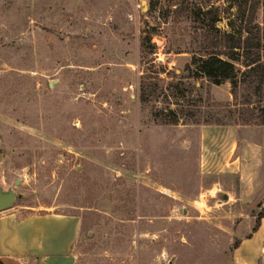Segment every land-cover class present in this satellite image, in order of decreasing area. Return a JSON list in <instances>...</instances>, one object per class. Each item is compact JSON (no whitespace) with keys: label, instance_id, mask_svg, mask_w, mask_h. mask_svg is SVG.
Here are the masks:
<instances>
[{"label":"rangeland","instance_id":"obj_1","mask_svg":"<svg viewBox=\"0 0 264 264\" xmlns=\"http://www.w3.org/2000/svg\"><path fill=\"white\" fill-rule=\"evenodd\" d=\"M197 2L228 27L229 0H0L2 209L79 215L76 264H231L264 207V124L202 122L235 100L190 76Z\"/></svg>","mask_w":264,"mask_h":264},{"label":"trees","instance_id":"obj_2","mask_svg":"<svg viewBox=\"0 0 264 264\" xmlns=\"http://www.w3.org/2000/svg\"><path fill=\"white\" fill-rule=\"evenodd\" d=\"M208 1V0H206ZM209 5V6H208ZM231 7H234L233 11ZM261 9L262 19L258 20L257 10ZM220 9L213 3L205 7L197 2L194 20H199L202 42L200 47L186 50L190 53L187 67L190 76L219 84L223 80L231 83V93L235 102L218 101L212 99L209 103L212 109L202 120L208 124H225L236 122L235 109L239 108L241 116H246L245 121L264 124V0H229L227 5V28L217 26V21L222 19ZM181 51V50H178ZM196 85L200 87L202 81ZM239 89H245L249 96L244 101H236ZM141 99H145L144 90L141 91ZM161 122L175 123L178 121L176 109L169 108L167 112L159 111ZM170 113L171 115H167ZM245 114V115H243ZM196 118L195 121L199 122ZM264 216V207L256 213V223L252 227L255 230L259 220ZM239 243L235 240L231 250ZM0 264H3L0 261Z\"/></svg>","mask_w":264,"mask_h":264},{"label":"crops","instance_id":"obj_3","mask_svg":"<svg viewBox=\"0 0 264 264\" xmlns=\"http://www.w3.org/2000/svg\"><path fill=\"white\" fill-rule=\"evenodd\" d=\"M81 223V217L73 213L45 210L20 214L17 210L0 209V261L3 264H76L74 244ZM238 239V245L231 250V264H260L264 253V216L255 230Z\"/></svg>","mask_w":264,"mask_h":264},{"label":"water","instance_id":"obj_4","mask_svg":"<svg viewBox=\"0 0 264 264\" xmlns=\"http://www.w3.org/2000/svg\"><path fill=\"white\" fill-rule=\"evenodd\" d=\"M144 2L145 0H142V3ZM223 197H226V194H224ZM14 199L15 193L13 191L0 192V209L11 204Z\"/></svg>","mask_w":264,"mask_h":264},{"label":"bare ground","instance_id":"obj_5","mask_svg":"<svg viewBox=\"0 0 264 264\" xmlns=\"http://www.w3.org/2000/svg\"><path fill=\"white\" fill-rule=\"evenodd\" d=\"M213 192V191H212Z\"/></svg>","mask_w":264,"mask_h":264}]
</instances>
